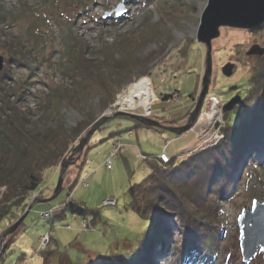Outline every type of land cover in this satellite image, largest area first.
<instances>
[{
    "label": "rangeland",
    "instance_id": "1",
    "mask_svg": "<svg viewBox=\"0 0 264 264\" xmlns=\"http://www.w3.org/2000/svg\"><path fill=\"white\" fill-rule=\"evenodd\" d=\"M207 3L208 0H0V55L3 56L0 87L4 89L0 94L8 91L11 103L30 119L38 120L47 114L39 107V101L50 86L62 85L75 100L62 102L61 114L67 128L72 129L87 118H95V122L107 117L89 137L84 154L64 171L66 179L74 185L71 190L62 188L63 173L61 189L52 197L63 161L94 122L74 138L60 163L44 171L38 188L27 193L25 204L13 207L6 217L0 216V264H46L43 257L47 254V264H100L111 257L138 264L145 260L142 256L149 257L152 263L155 260L156 264H263L260 251L250 261H242L237 227L244 206L251 207L253 199L264 201L262 156V163L254 162L248 168L247 160H242L233 176L231 195L218 198L220 217L211 225V238L195 239L185 234L175 217L147 233L148 222L127 206L128 186L150 172L149 160L160 165L171 158L179 161L188 155V150L207 149L222 139V129L228 120L225 114L239 103L227 112L218 107L217 115L209 121L212 109L206 103L209 96H216L224 104L235 95L242 98V93L249 89V73L261 55H247L246 51L255 43L264 47V23L254 30L222 26L219 36L210 42L208 92L199 110L194 111L208 66V47L197 39ZM126 53L137 64L122 77L127 81L117 85L121 79H114L106 65L109 61L120 62L119 55ZM10 56L12 60L8 59ZM93 63L99 67L94 74L102 81L86 80L92 92H83L77 99L72 92L87 76L80 75V70L89 72ZM227 63L233 64L229 76L222 72ZM142 76L152 79L157 96L156 103L148 109L150 115H143L142 107L124 111L152 118L161 128L149 126L148 129L127 116H113L115 111L123 110L119 101L128 86ZM105 86L117 89L114 102L101 108ZM17 88L24 93L18 94ZM164 93L171 95L164 100ZM63 95L65 92H61L60 96ZM112 104L115 106L110 111ZM49 110L46 117L55 116L51 110L49 115ZM189 121H192L190 128L181 134L163 128L167 124L181 127ZM143 128L152 131L140 137L145 148L137 146L138 154L144 152L146 157L142 159L125 145V149L110 157L111 167L107 168L106 159L115 137L120 140V135H124L123 143L132 139L137 145L135 131ZM159 133L176 137L166 153L157 154ZM121 146L124 148L122 142ZM181 151L184 154L178 155ZM161 154L167 160L159 159ZM3 191L0 188V197ZM69 199L99 212L94 226L89 222L92 216L82 218L68 209L61 218H54ZM111 199L114 204L106 203ZM52 209L49 216H44ZM24 213L27 214L18 227L4 236ZM147 236L152 238L149 251L142 246ZM5 239L10 243L4 245Z\"/></svg>",
    "mask_w": 264,
    "mask_h": 264
},
{
    "label": "trees",
    "instance_id": "2",
    "mask_svg": "<svg viewBox=\"0 0 264 264\" xmlns=\"http://www.w3.org/2000/svg\"><path fill=\"white\" fill-rule=\"evenodd\" d=\"M10 53L12 54L11 51ZM119 56L120 62L109 61L110 64L106 65V69L111 70L114 79L116 77V80L121 79L117 85L127 81H124L122 77L132 69L134 63L137 64L131 54ZM8 59L12 60V56ZM76 60L77 58L73 61ZM256 62L257 64L249 73V89L242 93V101L236 109L225 114L228 120L222 129L221 140L207 149L188 150V155L183 156L179 161L171 158L169 162L160 165L149 160L150 172L141 181L128 186L127 206L148 222L147 233L151 229L164 226V222L175 217L185 234L189 233L195 239L211 238L209 234L213 228L211 225L220 217L218 198L225 199L231 195L233 176L242 160H247V165L249 164L247 168L254 162L262 163L261 156L264 159V54L258 56ZM89 65H93L89 72H84L87 69L80 70V75L87 76L74 88L75 91L72 94L74 93L76 98L79 94L83 96V92L87 94L92 92V86L85 84L86 80L90 83L95 80L102 81L100 77L95 76L98 73L95 71L99 70L97 63ZM114 87L105 86L101 108L114 102V92L117 89ZM1 90L4 89L0 87V92ZM15 91L18 94L24 93L21 88ZM5 92L8 93V91ZM61 92H65L67 97L60 96ZM67 92L68 89L63 88L62 85L50 86L49 91L39 101V107L41 106L43 113L47 112V114L44 117L41 116L43 119L39 117L38 120L30 119L26 112L18 109L15 103H11L7 93L0 94V188L4 189L0 197L1 217L10 214L13 207L18 208L25 204L27 193L38 188L44 171L60 163L74 138L94 122L95 118H87L76 127L67 128L61 114L62 102L68 99L71 102L75 101L68 96ZM193 94L194 92L191 96ZM2 95L8 99L3 98ZM170 95L171 93H164L162 98L166 100ZM49 109L55 116L46 117ZM39 121L43 123L39 124ZM80 155L81 153H76L71 164L80 159ZM82 164L81 161L80 166ZM65 186L70 190L74 186L66 179V172L62 188ZM14 198V202L10 203ZM8 202L9 206H7ZM67 209L72 213L80 214L82 218L92 216L89 220L92 226L99 217L98 211L81 207L69 199L63 203L62 209L54 215V218H61L64 210ZM152 238L147 236L142 241V246L147 251L152 247L150 243ZM9 243L10 241L5 239L4 245ZM51 251L53 248L50 249V254ZM47 255L43 257L46 264ZM1 260L0 257V262ZM100 264L129 263L124 258L111 257Z\"/></svg>",
    "mask_w": 264,
    "mask_h": 264
},
{
    "label": "water",
    "instance_id": "3",
    "mask_svg": "<svg viewBox=\"0 0 264 264\" xmlns=\"http://www.w3.org/2000/svg\"><path fill=\"white\" fill-rule=\"evenodd\" d=\"M119 12V11H118ZM264 23V0H208V3L202 13L200 26L197 33V39L208 47V66L203 77V87L199 94V102L196 109L197 112L201 107L205 96L208 92V77L210 75V42L219 36V28L222 26L236 27L248 30L259 28ZM247 55H263L264 47L259 44H253L246 51ZM3 68V56L0 55V70ZM233 64L227 63L222 67V72L229 76L232 73ZM241 95H235L228 101H224L222 105L223 112L233 109L235 105L240 103ZM124 115L138 121V123L147 127H159L158 123L149 117H145L138 113L130 111L118 110L113 116ZM107 117H100L96 120L86 135L80 139L79 143L72 149V152L63 161L60 169L58 180L54 188L52 197L57 195L61 189L63 181V173L72 162V158L76 153H82L86 142L88 141L94 130ZM192 121L186 125L173 129L176 134L187 131ZM50 199V198H49ZM44 201V199L40 200ZM39 202V201H37ZM27 213H24L15 223H13L5 232L4 236L13 232ZM237 227L239 234V247L243 262L250 261L258 251L263 253L264 264V201L253 199L251 207L244 206L237 218Z\"/></svg>",
    "mask_w": 264,
    "mask_h": 264
},
{
    "label": "bare ground",
    "instance_id": "4",
    "mask_svg": "<svg viewBox=\"0 0 264 264\" xmlns=\"http://www.w3.org/2000/svg\"><path fill=\"white\" fill-rule=\"evenodd\" d=\"M156 99L152 79L149 76H142L128 86L125 95L119 101V106L123 110L133 111L137 107H142V109L148 111L156 103ZM217 111L218 109L213 108L212 113L217 115ZM142 258H145V260L140 261L138 264H156V261L154 260L152 263L149 257L142 256Z\"/></svg>",
    "mask_w": 264,
    "mask_h": 264
},
{
    "label": "built area",
    "instance_id": "5",
    "mask_svg": "<svg viewBox=\"0 0 264 264\" xmlns=\"http://www.w3.org/2000/svg\"><path fill=\"white\" fill-rule=\"evenodd\" d=\"M173 95V94H172ZM174 96V98H177L178 97V95H176V94H174L173 95ZM206 103H210V107H212V109H211V112L213 111V108H218L219 107V110L221 109V107H222V105H223V103H222V101H220L219 99H217V97L216 96H214V95H211V96H209L208 98H207V102ZM115 106V104H112V105H110L109 106V110L111 111V108H113ZM210 112V115H209V121L212 119V117H213V113H211ZM213 114V115H212ZM143 115H150L149 114V112L147 111V110H145L144 109V112H143ZM208 121V122H209ZM214 122V121H213ZM208 126H210V124L208 125ZM219 126L220 125H218V128H219ZM211 127V126H210ZM192 129H193V127H192ZM218 130H216V131H214V133H215V138H217V137H219V133L217 132ZM200 134H201V132H200ZM122 146H121V142H120V140H119V138L118 137H115V139H114V144H113V148H112V150H111V154L109 155V157L106 159V162H107V165H105L107 168H110L111 167V159H110V157L112 156V155H114L115 153H118V152H121L122 151ZM138 156L139 157H141L142 159H144L145 157H146V155H144V154H138ZM159 159H162V160H167V157L165 156V154H161L160 155V157H159ZM106 162H105V164H106ZM106 203H109V204H114V199H111V200H107L106 201ZM53 211V209L52 210H50V212H46V214L44 215V216H49L50 215V213Z\"/></svg>",
    "mask_w": 264,
    "mask_h": 264
},
{
    "label": "crops",
    "instance_id": "6",
    "mask_svg": "<svg viewBox=\"0 0 264 264\" xmlns=\"http://www.w3.org/2000/svg\"><path fill=\"white\" fill-rule=\"evenodd\" d=\"M179 125L178 124H174V125H169V124H167V126H165V127H163L164 129H168L169 131H172V132H174L173 131V129H175L176 127H178ZM138 128H140L139 126H138ZM146 128H148V129H151V128H149V127H147L146 126ZM159 128H161V127H159ZM145 130H147V129H137L136 131H135V133H136V140H137V145L135 144V142H134V140H132V139H127L124 143H123V136L122 135H120V140H121V142H122V144H123V149H125V145L126 146H128V148L132 151H134L135 152V155H137L138 154V151H137V146L141 149V148H145L144 146H142V142H141V136H142V138H143V135H144V132H148V131H151V130H147V131H145ZM152 132V131H151ZM114 134L115 133H113V136H114ZM120 134V133H119ZM166 135H165V133H159V136H156L157 138H158V140H160L161 139V141H160V143H159V147H158V150H157V154H159L160 152H162V151H165V153L167 152V149H168V147H169V145H170V142L173 140V139H175L176 137H172V138H169V137H165ZM115 137V136H114ZM163 138H164V142H162V140H163ZM140 142H141V144H140ZM189 149V148H188ZM187 149V150H188ZM187 150H185V151H187ZM173 151H175V150H173ZM185 151H181V152H178V155H183L184 154V152ZM123 152H125V150L123 151ZM144 153V152H143ZM157 154H155V155H157Z\"/></svg>",
    "mask_w": 264,
    "mask_h": 264
}]
</instances>
